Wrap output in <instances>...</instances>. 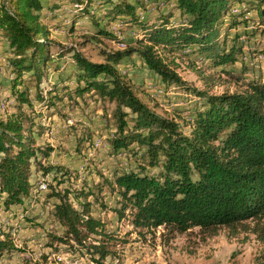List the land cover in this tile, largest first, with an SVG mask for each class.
<instances>
[{"label": "trees", "instance_id": "16d2710c", "mask_svg": "<svg viewBox=\"0 0 264 264\" xmlns=\"http://www.w3.org/2000/svg\"><path fill=\"white\" fill-rule=\"evenodd\" d=\"M69 1L76 13L70 27L75 18L87 15L95 22L98 35L111 37L113 33L101 22L105 26L117 18L125 26L138 24L143 32L144 39L136 47L102 51L100 62H92L80 52L73 53L75 95L93 92L101 100L115 103L116 131L109 145L113 153L139 155L138 172L115 173L113 180H106L119 197V208L113 210L117 219L129 215L137 229L162 227L177 234L198 229L208 237L219 229L235 231L253 221L256 226L262 225L253 232L264 234V82H252L239 94L197 93L204 102L201 109L190 112L188 121H182L190 129L186 135L174 119L155 113L140 100L117 70L123 59L136 55L161 81L182 85L157 55L158 47L196 53L212 68L233 65L242 55L240 39L247 33H235L228 47V29L247 27L252 19L246 15L251 13L264 21V0H163L173 3L180 20L175 23V14H169L155 26L140 21L134 6L123 0H102L108 8L100 18L89 9L91 0ZM43 10L42 0H0V44L6 42L14 56L7 65L16 75L11 92L18 110L0 120V199L5 210L25 206L32 199L31 161L41 150L35 148L33 122L24 124L22 107H32L27 91L17 87L27 72L41 81L49 61L48 29L40 22ZM226 17L229 19L224 24ZM42 99V94L36 96V100ZM51 152L47 148L41 154L47 158ZM147 168H156L158 173L149 175ZM51 170L52 167L43 168L44 173ZM90 195L81 191L72 196L77 209L67 190L47 194L46 198L56 199L51 216L63 234L58 237L47 233L48 241L43 247L57 252L60 244L72 248L74 243L85 248L95 263L111 255L108 243L114 237L99 219L91 216L86 202ZM81 197L84 202L79 200ZM92 236L96 240L87 244ZM11 252L25 250L17 249L11 236L0 230V259ZM21 264L61 263L51 260L49 254L39 253L23 259Z\"/></svg>", "mask_w": 264, "mask_h": 264}, {"label": "rangeland", "instance_id": "374dc122", "mask_svg": "<svg viewBox=\"0 0 264 264\" xmlns=\"http://www.w3.org/2000/svg\"><path fill=\"white\" fill-rule=\"evenodd\" d=\"M123 1L134 6L136 16L149 26L160 24L169 14H175V23L180 20L172 2ZM42 2L44 10L40 13V22L48 29L49 61L41 81L27 72L17 87L19 91H27L32 107H22L26 116L24 124L28 125V120L33 122L35 148L41 150L36 153V160L31 161L32 199L27 200L25 206H13L9 210L2 207L0 199V230L8 233L15 247L25 252L5 254L0 264H21L23 259L36 257L39 253L49 254L51 260L61 264H264V234L253 232L262 225L256 226L253 221L244 223L235 231L219 229L216 235L208 237L198 229L184 234L171 233L162 227L150 231L137 229L131 224L129 215L117 219L113 210L119 208V197L106 180H113L115 173L138 172L139 155L133 156V152L128 151L113 153L109 145L116 131L115 103L101 100L93 92L75 95L73 53L80 52L92 62H100L102 51L136 47L144 39L143 32L138 24L125 26L117 18L105 26L101 22L103 28L113 33L111 37L98 35L95 22L87 15L75 18L70 27L76 15L72 2ZM103 2L90 1L93 16L105 15L108 5ZM246 16L252 19L247 27L241 25L228 29V47L235 33H247L240 39L242 55L237 56L238 61L233 65L212 68L208 60H201L196 53L158 47L155 49L157 55L178 76L182 85L161 81L136 55L123 59L117 70L140 100L155 113L174 119L188 135L190 129L182 121H188L194 109L202 108L204 101L197 93L209 96L239 94L252 82H264V21L258 20L255 13ZM228 19L225 18L224 24ZM225 27L221 30V37ZM12 58L8 44L1 41L0 120L18 112L16 98L11 92L16 75L7 65ZM41 94L42 102L36 100ZM50 102L54 105L51 106ZM47 148L52 152L46 158L41 152ZM48 167L53 170L44 173L43 168ZM58 168L63 171H57ZM146 173L155 176L158 169L147 168ZM43 185L44 190L40 189ZM65 190L77 209L79 206L72 196L81 191L91 193L86 199L91 216L99 219L105 231L114 237V241L108 243L112 253L104 261L93 262L86 249L74 243H71L72 248L60 244L57 252L43 247L48 241L47 233L58 237L63 234L51 216L56 199L46 196L52 191L62 193ZM79 200L84 202L82 197ZM95 238L92 236L87 244H93ZM93 257L97 258L96 255Z\"/></svg>", "mask_w": 264, "mask_h": 264}, {"label": "built area", "instance_id": "2783aa9c", "mask_svg": "<svg viewBox=\"0 0 264 264\" xmlns=\"http://www.w3.org/2000/svg\"><path fill=\"white\" fill-rule=\"evenodd\" d=\"M3 108V107H2ZM40 189L44 190L45 189V185L41 186Z\"/></svg>", "mask_w": 264, "mask_h": 264}]
</instances>
